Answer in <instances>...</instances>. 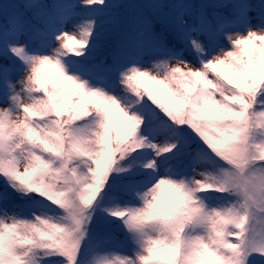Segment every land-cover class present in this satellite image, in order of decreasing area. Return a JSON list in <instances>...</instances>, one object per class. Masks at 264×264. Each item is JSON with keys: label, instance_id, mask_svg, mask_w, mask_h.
Listing matches in <instances>:
<instances>
[{"label": "snow or ice", "instance_id": "6c2138e0", "mask_svg": "<svg viewBox=\"0 0 264 264\" xmlns=\"http://www.w3.org/2000/svg\"><path fill=\"white\" fill-rule=\"evenodd\" d=\"M0 264H264V0H0Z\"/></svg>", "mask_w": 264, "mask_h": 264}, {"label": "trees", "instance_id": "16d2710c", "mask_svg": "<svg viewBox=\"0 0 264 264\" xmlns=\"http://www.w3.org/2000/svg\"><path fill=\"white\" fill-rule=\"evenodd\" d=\"M118 2H135V0H118Z\"/></svg>", "mask_w": 264, "mask_h": 264}]
</instances>
